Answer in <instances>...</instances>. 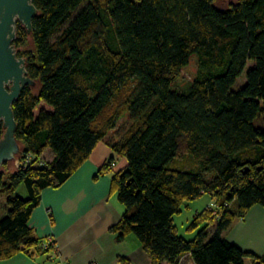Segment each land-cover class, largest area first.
Returning <instances> with one entry per match:
<instances>
[{
    "label": "trees",
    "instance_id": "16d2710c",
    "mask_svg": "<svg viewBox=\"0 0 264 264\" xmlns=\"http://www.w3.org/2000/svg\"><path fill=\"white\" fill-rule=\"evenodd\" d=\"M31 1L32 30L17 21L12 44L39 88L25 86L12 103L14 135L25 143L21 158L46 149L53 157L0 172V260L53 249L29 226L42 190L61 187L105 141L126 159L113 171L108 157L93 176L113 171L110 192L125 207L109 228L117 241L133 233L151 264H179L184 254L195 264H264V253L222 236L264 207V0ZM28 35L33 52L18 53ZM192 55L195 78L186 92L173 89ZM4 131L0 122V138ZM22 184L26 198L15 194ZM203 193L216 206L192 216L187 229L198 230L186 239L174 216Z\"/></svg>",
    "mask_w": 264,
    "mask_h": 264
},
{
    "label": "crops",
    "instance_id": "0c3cea01",
    "mask_svg": "<svg viewBox=\"0 0 264 264\" xmlns=\"http://www.w3.org/2000/svg\"><path fill=\"white\" fill-rule=\"evenodd\" d=\"M114 157L113 171L125 167L126 159L114 154L100 141L90 157L59 188L42 190L41 200L29 221L37 237H51L55 247L28 257L16 254L0 264H151L133 233L116 240L109 230L125 210L110 192L112 172L94 179L98 167ZM214 225V224H212ZM222 236L240 249L255 255L264 253V207L253 205L242 218H236ZM179 264H195L189 254ZM244 264H257L251 257Z\"/></svg>",
    "mask_w": 264,
    "mask_h": 264
},
{
    "label": "water",
    "instance_id": "95a60500",
    "mask_svg": "<svg viewBox=\"0 0 264 264\" xmlns=\"http://www.w3.org/2000/svg\"><path fill=\"white\" fill-rule=\"evenodd\" d=\"M38 10L31 0H0V122L5 131L0 138V166L7 161L15 162L20 144L15 138L16 121L12 103L25 86H34L28 75L26 61L16 54L12 44L18 21L27 33L32 30V18Z\"/></svg>",
    "mask_w": 264,
    "mask_h": 264
},
{
    "label": "rangeland",
    "instance_id": "374dc122",
    "mask_svg": "<svg viewBox=\"0 0 264 264\" xmlns=\"http://www.w3.org/2000/svg\"><path fill=\"white\" fill-rule=\"evenodd\" d=\"M230 1L234 0H216V5L218 7H225ZM18 53H32L34 50L33 40L30 35H28L25 39V43L21 46L16 47ZM248 66H251L249 64ZM198 71V65L196 56L192 55L189 58L188 64L183 67L177 76V78L172 82L171 87L181 92H186L189 84L195 78ZM245 82V71L242 75L238 78L234 88L242 85ZM39 88L38 82L32 87V90L36 92ZM259 122H264L263 119H260ZM108 136L105 137L107 139ZM20 148H24V142L20 141ZM20 149V150H21ZM22 156V155H21ZM53 157V154L50 150H44L37 158H35V162L45 161L49 162ZM113 165V164H112ZM16 170L15 165L13 162L7 161L2 164L0 167V172L5 174V178L7 175ZM15 194L19 195L22 198H26L28 193L25 186L22 184L17 188ZM214 202L213 197L209 193H203L200 197L193 199V200H186L182 204V210L180 213L174 216V223L177 226L178 234L183 236L186 239L193 238L197 230L190 231L187 229L192 216L196 212H200L205 209L210 203ZM7 205H6V197L4 194H0V215H3L6 212ZM214 225L210 224L207 228L208 232H212ZM253 259V258H252Z\"/></svg>",
    "mask_w": 264,
    "mask_h": 264
},
{
    "label": "built area",
    "instance_id": "2783aa9c",
    "mask_svg": "<svg viewBox=\"0 0 264 264\" xmlns=\"http://www.w3.org/2000/svg\"><path fill=\"white\" fill-rule=\"evenodd\" d=\"M34 158H35V157H34L33 155H31L30 153H28V154H26L23 158H21L19 165L22 166V167H25V166L29 165V164L34 160ZM36 164H38L39 166H42V165H45L46 162H45V161H39V162H37ZM215 206H216V205H215L214 202H212V203H210V204L208 205V207L211 208V209L215 208ZM50 245H51V247H53V248L55 247V244H54V242L52 241L51 237L47 236V237H45V240H44L43 243H42V248L46 249V248H48Z\"/></svg>",
    "mask_w": 264,
    "mask_h": 264
},
{
    "label": "flooded vegetation",
    "instance_id": "af4514ba",
    "mask_svg": "<svg viewBox=\"0 0 264 264\" xmlns=\"http://www.w3.org/2000/svg\"><path fill=\"white\" fill-rule=\"evenodd\" d=\"M20 152H21V150H19V152L18 153H16L15 154V160L17 161V165H19V163H20V160H21V157H20ZM10 162H13V164L15 165V162H14V160L13 161H10ZM3 164V163H2ZM2 166V165H1ZM0 166V167H1Z\"/></svg>",
    "mask_w": 264,
    "mask_h": 264
}]
</instances>
